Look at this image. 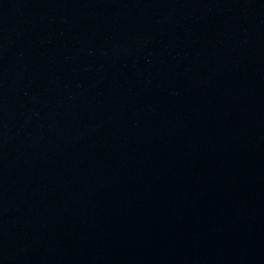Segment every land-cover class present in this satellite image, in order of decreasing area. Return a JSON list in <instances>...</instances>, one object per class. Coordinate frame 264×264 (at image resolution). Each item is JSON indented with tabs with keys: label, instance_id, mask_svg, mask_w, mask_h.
Returning <instances> with one entry per match:
<instances>
[{
	"label": "water",
	"instance_id": "water-1",
	"mask_svg": "<svg viewBox=\"0 0 264 264\" xmlns=\"http://www.w3.org/2000/svg\"><path fill=\"white\" fill-rule=\"evenodd\" d=\"M0 264H264V0H0Z\"/></svg>",
	"mask_w": 264,
	"mask_h": 264
}]
</instances>
